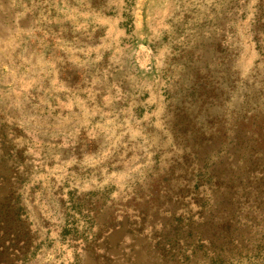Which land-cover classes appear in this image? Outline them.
Masks as SVG:
<instances>
[{
    "label": "rangeland",
    "instance_id": "rangeland-1",
    "mask_svg": "<svg viewBox=\"0 0 264 264\" xmlns=\"http://www.w3.org/2000/svg\"><path fill=\"white\" fill-rule=\"evenodd\" d=\"M0 264H264V0H0Z\"/></svg>",
    "mask_w": 264,
    "mask_h": 264
},
{
    "label": "trees",
    "instance_id": "trees-1",
    "mask_svg": "<svg viewBox=\"0 0 264 264\" xmlns=\"http://www.w3.org/2000/svg\"><path fill=\"white\" fill-rule=\"evenodd\" d=\"M199 171L203 172L202 176H204L206 179V184H203L204 187L207 186V189L211 192L214 190L216 192L221 191V194H228L230 189L233 187L232 185H226L227 183H225L223 179L224 176H222L220 173H215L214 169L209 170L207 167H201ZM194 195L196 196L197 194L194 193ZM210 201H212V204L208 208H221V201L218 200L217 196L212 195V199H210ZM205 208V204L199 205V209L204 211ZM202 214L203 213L201 212L199 213V215ZM189 218L190 219L187 221V223H183L184 220L181 218L175 219L176 225L174 228H172V238L167 240L161 248H158L159 252H161V255L167 251H174L181 257L183 256L184 251L180 247L176 248V246L183 244L184 247L190 249L188 250V257L193 259L200 257V261H203L204 263L206 261L215 262V260L225 256L233 257V252L236 251V254H242L246 250L245 245H243L242 236L239 234H234L235 230L231 229L233 224L232 219L234 218L233 214L230 215V218L223 220V223L217 231L212 230L211 236L206 238V241L203 240L204 236L202 235L201 231L198 230V227L193 228L191 225V216ZM207 222H209L208 219L205 220V216H202L196 226H201ZM193 236L198 237L199 243L197 246H194L193 243L188 242V240ZM199 251L201 254H198Z\"/></svg>",
    "mask_w": 264,
    "mask_h": 264
}]
</instances>
